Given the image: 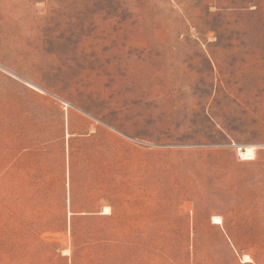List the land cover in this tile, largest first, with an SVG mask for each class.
<instances>
[{
	"label": "rangeland",
	"instance_id": "374dc122",
	"mask_svg": "<svg viewBox=\"0 0 264 264\" xmlns=\"http://www.w3.org/2000/svg\"><path fill=\"white\" fill-rule=\"evenodd\" d=\"M245 255L264 264V0H0V264Z\"/></svg>",
	"mask_w": 264,
	"mask_h": 264
},
{
	"label": "bare ground",
	"instance_id": "6f19581e",
	"mask_svg": "<svg viewBox=\"0 0 264 264\" xmlns=\"http://www.w3.org/2000/svg\"><path fill=\"white\" fill-rule=\"evenodd\" d=\"M109 208L108 207H106L105 208V211H107ZM212 223H214V224H220L222 221H221V218L219 217V216H213L212 217ZM243 262H250L251 261V259L248 257V256H243L242 257V259H241Z\"/></svg>",
	"mask_w": 264,
	"mask_h": 264
},
{
	"label": "crops",
	"instance_id": "0c3cea01",
	"mask_svg": "<svg viewBox=\"0 0 264 264\" xmlns=\"http://www.w3.org/2000/svg\"><path fill=\"white\" fill-rule=\"evenodd\" d=\"M241 261H242V260H241ZM242 263H243V264H257V263H254L253 261H250V262H243V261H242Z\"/></svg>",
	"mask_w": 264,
	"mask_h": 264
}]
</instances>
